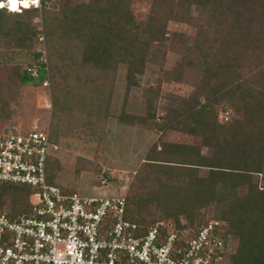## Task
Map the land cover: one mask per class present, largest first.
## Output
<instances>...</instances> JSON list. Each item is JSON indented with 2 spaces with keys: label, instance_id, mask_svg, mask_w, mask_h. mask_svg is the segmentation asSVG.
I'll return each mask as SVG.
<instances>
[{
  "label": "trees",
  "instance_id": "trees-1",
  "mask_svg": "<svg viewBox=\"0 0 264 264\" xmlns=\"http://www.w3.org/2000/svg\"><path fill=\"white\" fill-rule=\"evenodd\" d=\"M133 1L61 0L59 14L50 15L48 0H40L44 25L39 31L32 23L37 8L12 11L8 0H0V40L31 50L34 63L40 65L34 37L58 35L76 44L61 50L53 47L59 66L48 54L52 84L56 76L65 80L72 70L80 75L76 67L114 77L124 65L127 92L140 85L147 65L158 62L159 56L164 59L170 50L180 54L157 88L146 91V114L123 113L119 118L148 125L155 117L154 92H159L160 84L186 83L195 73L190 80L193 90L173 98L164 107L163 120L154 126L199 136V142L153 144L124 191L126 213L132 211L129 220L142 227L165 220L179 229L178 213L193 225L197 212L213 206L214 219L227 222L236 240L230 264H264V186L257 181L264 172V0H149L143 19L135 16ZM171 22L192 26L194 33L175 31L169 28ZM7 74L13 86L33 83L23 66H14ZM0 100L4 120L6 102L2 96ZM218 111H229V120L220 123ZM53 158L46 162L48 183L64 193L75 192L56 182ZM162 192L178 203L179 212L155 207L152 198L158 201ZM29 195L25 185L1 183L0 209L9 206L11 217L26 212Z\"/></svg>",
  "mask_w": 264,
  "mask_h": 264
},
{
  "label": "rangeland",
  "instance_id": "rangeland-1",
  "mask_svg": "<svg viewBox=\"0 0 264 264\" xmlns=\"http://www.w3.org/2000/svg\"><path fill=\"white\" fill-rule=\"evenodd\" d=\"M85 1L89 2V0ZM60 3L61 0H48L46 9L50 15L59 14ZM149 5V0L133 1L132 9L135 16L143 19L149 11ZM27 6L29 5H25ZM192 11L196 14V9ZM43 18L39 6L37 15L32 19V23L39 31H42V23L44 25ZM169 28L188 34L194 33V28L184 23L171 22ZM39 36L41 34L33 39L35 50L38 48V43H42L38 41ZM50 37V39L44 37L43 55L49 63L47 56L51 54V62L59 66L53 56V47L61 50L63 45L70 47L76 43L64 41L58 35L53 37L52 34ZM47 43L49 48L46 47ZM179 60L180 54L171 50L165 54L164 59L159 56L158 62L147 65L140 76V85L131 88L128 92L124 65L119 66L114 77L76 67L80 69V75L72 70L65 80L56 76L53 84L49 78L48 84H45L44 72L41 71V76L29 78L33 83H20L16 87L6 79L7 71H11L12 67L17 65L20 67L35 65L34 56L31 50L14 47L1 39L0 96L4 97L6 102L4 107L6 119L2 120V126L22 132L28 130L38 117L45 126L50 128L52 136L59 145V151L52 152L55 154L53 166L54 171H57L54 177L56 182L80 190L83 180L79 177L88 174L91 177L92 187L98 190L100 195H108L104 192L105 189L100 188L98 182V177L104 175L111 182L110 189L113 188L114 194L115 191H127V186L133 182L140 171L141 164L150 154L153 144L160 146L164 141L199 142V136L154 126V123H160L163 120L167 113L164 107L173 102V98L187 96L193 90L190 80L195 73L190 75V80L186 83L163 81L160 84L159 92H154L155 117L150 120L151 124L150 122L145 126L128 124L119 118L123 113L144 116L147 111L146 91L151 90L150 88L155 90L159 80L163 79L164 71H171ZM49 105L51 107L47 108ZM228 113L229 111H218V121L227 122ZM203 152L211 154L210 149H203ZM257 178L258 184L264 186V172L258 174ZM153 200H155V207H163L165 211L173 214L179 212L178 203H174L164 193L159 195L158 201L155 198H152ZM161 202L166 206L164 207ZM215 210L213 206L201 209L197 212L193 225H190L187 217L180 212L178 223L183 227L182 229H190L193 232L198 225L213 219ZM132 214L133 212L128 210L126 217L129 219Z\"/></svg>",
  "mask_w": 264,
  "mask_h": 264
},
{
  "label": "built area",
  "instance_id": "built-area-1",
  "mask_svg": "<svg viewBox=\"0 0 264 264\" xmlns=\"http://www.w3.org/2000/svg\"><path fill=\"white\" fill-rule=\"evenodd\" d=\"M37 38L42 64L25 72L32 79L43 71L48 84L44 36ZM1 117L0 108V184L25 185L30 195L26 212L11 217L9 206L0 209V264H230L236 244L227 222L208 219L193 232L165 220L142 227L125 217V192L64 193L47 181V159L59 148L50 128L37 117L19 132ZM98 182L111 188L104 175Z\"/></svg>",
  "mask_w": 264,
  "mask_h": 264
},
{
  "label": "crops",
  "instance_id": "crops-1",
  "mask_svg": "<svg viewBox=\"0 0 264 264\" xmlns=\"http://www.w3.org/2000/svg\"><path fill=\"white\" fill-rule=\"evenodd\" d=\"M56 142V141H55ZM57 143V142H56ZM58 144V143H57ZM59 151V150H58ZM53 156H55V154L53 153ZM105 167V166H104ZM89 178V179H88ZM80 180H83V184L81 186V189H76L75 192H78L79 194H81L82 196H93V195H100L99 191L96 190L95 188L92 187V184H90V179L91 177H89L88 174L82 175L81 177H79ZM106 194H111L113 192V189H107ZM104 195V194H102Z\"/></svg>",
  "mask_w": 264,
  "mask_h": 264
},
{
  "label": "bare ground",
  "instance_id": "bare-ground-1",
  "mask_svg": "<svg viewBox=\"0 0 264 264\" xmlns=\"http://www.w3.org/2000/svg\"><path fill=\"white\" fill-rule=\"evenodd\" d=\"M3 3H0V6H2ZM22 5H31L29 0H8V7L10 10H14L17 7L20 8Z\"/></svg>",
  "mask_w": 264,
  "mask_h": 264
},
{
  "label": "clouds",
  "instance_id": "clouds-1",
  "mask_svg": "<svg viewBox=\"0 0 264 264\" xmlns=\"http://www.w3.org/2000/svg\"><path fill=\"white\" fill-rule=\"evenodd\" d=\"M28 7H29V6H27V7L23 6V7H20V8H28ZM30 7H31V6H30ZM17 8H18V7H17ZM20 8H19V9H20ZM19 9H18V10H19Z\"/></svg>",
  "mask_w": 264,
  "mask_h": 264
}]
</instances>
